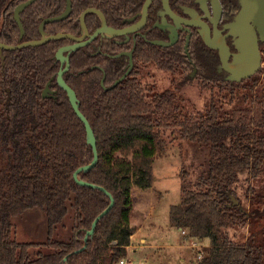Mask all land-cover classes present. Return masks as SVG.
<instances>
[{"label":"trees","instance_id":"1","mask_svg":"<svg viewBox=\"0 0 264 264\" xmlns=\"http://www.w3.org/2000/svg\"><path fill=\"white\" fill-rule=\"evenodd\" d=\"M17 38V29L0 32V41L9 45ZM53 51L49 46L5 51L4 66L0 58V149L10 153L0 169V264H120L134 234L132 190L153 187L154 163L168 147L163 133L171 127L179 129L182 140L209 150L207 169L195 181L182 168V200L169 215L170 225L186 232L187 238L210 241L208 255L194 264H264L262 250L232 239L230 227L243 223L246 213L231 206L228 196L236 197L242 172L248 169L254 180L264 172V89L250 100L246 97V107L226 113L211 103L198 119L180 120L176 96L147 91L138 73L106 92L87 78L69 84L94 130L99 153L98 164L81 178L104 187L115 199L86 249L75 253L110 199L73 180L93 154L68 97L60 93L57 100L42 98L57 69ZM141 59L174 68L156 54H141ZM71 199L75 225L65 242L55 239L54 232L67 216ZM35 208L46 213L47 241H14L13 218Z\"/></svg>","mask_w":264,"mask_h":264},{"label":"flooded vegetation","instance_id":"2","mask_svg":"<svg viewBox=\"0 0 264 264\" xmlns=\"http://www.w3.org/2000/svg\"><path fill=\"white\" fill-rule=\"evenodd\" d=\"M147 2L148 0H0V32L7 29L18 30L16 44L0 43L18 46L44 37L65 36L51 39L38 47L15 50L43 46L54 49L53 61L57 69L42 90L43 99L57 100L60 93L67 96L57 82L61 67L67 64L66 59L70 64L69 70L64 74L68 85L87 78L97 81L105 92L119 86L132 73H138L142 77L143 69H149L151 65L160 66L153 59L140 60L141 54L146 57L156 54L164 60L169 59L175 70L193 68L195 74L205 82L239 84L227 81L229 73L223 66L220 49L208 45L220 46L225 51L228 48L229 66L238 67L234 64V55L238 53L236 39L227 28L240 11L238 0ZM28 3L30 4L19 12L18 21L16 11ZM68 7L69 13L63 17ZM49 19L53 22L44 23ZM42 25L44 35L41 32ZM263 44L260 41L261 56ZM74 46H77L74 51L63 52L62 61L57 58L60 49ZM5 51L7 50L3 51V56L6 59ZM1 61L3 65L2 58ZM127 72L129 73L124 80L108 89ZM48 84L50 85L46 90Z\"/></svg>","mask_w":264,"mask_h":264},{"label":"rangeland","instance_id":"3","mask_svg":"<svg viewBox=\"0 0 264 264\" xmlns=\"http://www.w3.org/2000/svg\"><path fill=\"white\" fill-rule=\"evenodd\" d=\"M263 62L258 74L239 84L205 82L195 74L193 68L185 70L164 69L151 65L143 69L141 81L145 89L152 93L172 92L178 103L180 120L198 119L206 114L210 104H217L223 112H231L248 106L244 99L262 94L264 89V44L261 47ZM254 81L257 83L251 88ZM147 100L152 98L147 95ZM168 147L157 156L154 163L155 191L153 209L142 231L131 241L124 260L126 264H194L208 255L210 241L189 239L182 230L170 225V209L182 200L180 173L186 168L193 181L207 169L209 150L182 140L179 129L171 127L163 133ZM10 153L0 149V169L9 162ZM136 189V188H135ZM236 198L243 207L246 218L229 233L235 243L252 246L264 253V172L256 180L247 169L239 175L234 188ZM73 199L67 202L68 214L54 232V238L68 242L75 225ZM13 240L18 243H45L48 239L46 213L35 208L13 218ZM145 240V242H143ZM195 242V244H194ZM45 252H48L46 250ZM181 259L184 262H181Z\"/></svg>","mask_w":264,"mask_h":264},{"label":"water","instance_id":"4","mask_svg":"<svg viewBox=\"0 0 264 264\" xmlns=\"http://www.w3.org/2000/svg\"><path fill=\"white\" fill-rule=\"evenodd\" d=\"M150 0H148L147 4H149ZM240 5V11L234 18L233 22L227 26L229 29L230 35H232L236 41L235 45L238 49V53L234 55V64L237 65V68H231L228 64L227 55H229V49L226 48V51L224 48H221L220 46L211 45L208 43L210 47L220 49L221 51V57L223 59V66L225 67L226 71L229 73V76L227 77V81L230 82H236L241 83L243 80H247L254 76L262 66V56L260 52V41L264 42V0H238ZM30 3L23 5L16 11V18L19 21V12L26 6H28ZM70 7H68L67 12L63 15V17H66L69 13ZM46 22H53L52 19L46 20ZM44 25V24H43ZM43 25L41 26V32L44 35L43 31ZM21 33L23 35L24 30L21 26ZM260 36V37H259ZM65 36L59 35V36H51L48 38H43L41 40L31 41L23 43L22 45L18 46H9L3 43H0V55L3 60L5 57L3 56V51H15L19 49H24L28 47H38L45 43H47L51 39H58V38H64ZM77 48V46L74 47H66L62 48L57 53V58L61 61L63 60V52L65 51H74ZM67 60V64L65 67H61L59 73L57 82L61 89L64 90V92L67 94L68 100L71 104V107L77 117L80 119L82 124L85 127L86 130V138H87V144L92 150L93 158L90 163H88L85 166L80 167L73 175L74 182L82 187H88L92 188L94 190H99L103 192L105 195L108 196L110 199V204L106 210H104L97 218L94 220L90 230L86 231L85 237H84V246L76 251L75 253L83 252L86 249L87 243L90 239H92L95 235L96 228L99 224V222L110 212V210L115 205V199L113 195L108 192L104 187L97 186L95 184H92L90 182L84 181L81 178V175L87 174L91 169H93L99 162V153L97 148V139L94 133V130L89 123L86 116L81 111L80 106V100L77 97V94L73 88H71L66 81L64 80V74L69 70L70 64ZM63 64V63H62ZM130 71V70H129ZM125 74V76L118 81L115 82V84L108 88L111 89L115 86H117L122 80L125 79V77L128 75ZM49 85H47V89L49 88ZM45 98V94L43 95ZM228 196L230 200L232 201L231 206H238L241 210H243V207L240 205L239 200L232 194L228 193ZM67 260V259H66Z\"/></svg>","mask_w":264,"mask_h":264},{"label":"crops","instance_id":"5","mask_svg":"<svg viewBox=\"0 0 264 264\" xmlns=\"http://www.w3.org/2000/svg\"><path fill=\"white\" fill-rule=\"evenodd\" d=\"M152 188L149 190H141L139 188L136 189L133 188L132 190L133 211H132L131 227L134 229V234L131 237V241L138 233L142 231L144 225L146 224V220L150 218V214L153 209L152 201L155 194V191L152 190ZM143 242H145V240H143ZM131 247H132V243L127 248V252ZM183 260L185 259H181V262H184Z\"/></svg>","mask_w":264,"mask_h":264},{"label":"built area","instance_id":"6","mask_svg":"<svg viewBox=\"0 0 264 264\" xmlns=\"http://www.w3.org/2000/svg\"><path fill=\"white\" fill-rule=\"evenodd\" d=\"M183 234H186V233L183 232ZM120 264H126V261H125V260H121V261H120Z\"/></svg>","mask_w":264,"mask_h":264}]
</instances>
